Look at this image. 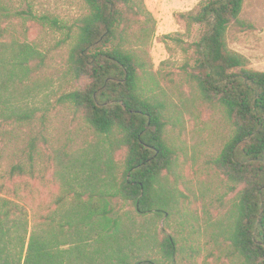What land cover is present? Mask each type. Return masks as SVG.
Instances as JSON below:
<instances>
[{"label": "trees", "instance_id": "16d2710c", "mask_svg": "<svg viewBox=\"0 0 264 264\" xmlns=\"http://www.w3.org/2000/svg\"><path fill=\"white\" fill-rule=\"evenodd\" d=\"M82 1L85 13L72 23L37 14L31 4L14 10L0 3V123L44 125V116L23 104L25 83L48 57L26 40L31 23L59 35L57 47H68L66 73L78 88L59 102L92 136L77 150L50 151L59 194L32 226L18 200L1 196L0 184V264H178L183 248L174 236L164 234L152 246L143 237L148 222L167 226L185 198L178 189L181 150L168 132L194 103L218 110L230 129L213 160L233 194L221 250L235 264H264V72L250 69L227 44L230 27H247L240 20L245 0H199L178 15L188 34L196 31L182 66L191 98L181 104L154 94L152 16L143 0ZM40 143L48 144L42 134L32 137L23 162L0 179L43 181ZM189 250L187 263L194 264Z\"/></svg>", "mask_w": 264, "mask_h": 264}, {"label": "rangeland", "instance_id": "374dc122", "mask_svg": "<svg viewBox=\"0 0 264 264\" xmlns=\"http://www.w3.org/2000/svg\"><path fill=\"white\" fill-rule=\"evenodd\" d=\"M198 2L143 0L145 9L152 16L148 25L153 30L148 45L153 65L152 88L158 98L174 104L191 98L190 90L183 81L182 66L188 59L185 49L196 36L195 29L191 34L186 32L178 15L194 9ZM0 3L14 10L25 9L31 4L37 14L56 16L67 23L85 13L82 0H0ZM240 20L247 27L232 26L228 29V47L245 57L250 69L264 72V0H245ZM26 26L29 31L26 40L36 44L41 51H48V57L43 69L25 83L27 93L23 95V104L36 110L39 116L43 115L45 120L43 127L39 120L22 126L0 123V176H7L13 165L23 162L22 154L28 141L42 134L48 144L40 143L41 158L37 168L44 169L45 179L20 178L8 182L0 179V184L5 185L1 196L18 200L28 211L32 226L39 216L54 209L59 194V187L52 177L53 168L48 161L50 151L60 148L77 150L87 145L92 136L71 108L59 102L65 93L78 88V84L66 73L68 47H57L59 35L31 23ZM14 30L17 35L22 32L20 27H14ZM19 38L22 40V37ZM229 134L230 129L218 110L197 103L184 113V120L179 126L169 127V138L181 150L182 177L178 189L185 198L180 200L179 213L167 226L146 223L149 229L144 234L148 236L143 239L152 246L154 239L161 240L164 234L174 236L183 248L178 264H188L190 248L195 251L190 258L194 264H235L221 250L224 244L221 232L233 194H227L226 182L213 165ZM122 155L118 154L117 159L120 160ZM12 194L15 196L12 197ZM137 222L139 225L140 219ZM224 248H227L225 244Z\"/></svg>", "mask_w": 264, "mask_h": 264}]
</instances>
